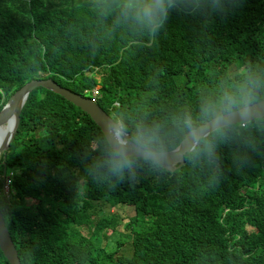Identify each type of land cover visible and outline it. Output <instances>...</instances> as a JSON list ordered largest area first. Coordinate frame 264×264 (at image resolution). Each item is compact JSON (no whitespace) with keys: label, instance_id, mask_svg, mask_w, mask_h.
I'll return each instance as SVG.
<instances>
[{"label":"trees","instance_id":"16d2710c","mask_svg":"<svg viewBox=\"0 0 264 264\" xmlns=\"http://www.w3.org/2000/svg\"><path fill=\"white\" fill-rule=\"evenodd\" d=\"M117 3L0 0V111L51 79L96 99L142 148L172 151L225 93L247 86L248 105L264 100V0H173L154 33ZM113 153L88 113L30 93L0 158V209L22 264H264V117L211 133L173 173L135 156L114 172ZM98 210L113 215L94 233Z\"/></svg>","mask_w":264,"mask_h":264},{"label":"water","instance_id":"95a60500","mask_svg":"<svg viewBox=\"0 0 264 264\" xmlns=\"http://www.w3.org/2000/svg\"><path fill=\"white\" fill-rule=\"evenodd\" d=\"M42 87L44 89L53 91L54 93L60 95L66 99L71 104L80 108L85 113H88L92 119L97 123L98 127L103 131L105 137L107 138L109 144L114 149L111 137L105 128L106 122H115L99 105L94 99L84 97L77 93L71 92L55 83L51 79H34L29 83L25 84L21 89L16 91L14 95L11 96L8 103L0 111V128L11 124V131L8 135L5 144L0 146V158L2 153L8 150L10 143L16 136L21 123V114L23 107L32 91L36 88ZM245 113V116L241 117V112ZM264 117V100L256 102L252 105H248L246 108H240L229 113L217 116L214 119L226 127L229 125H235L242 122H251L256 119ZM122 127V126H121ZM221 127V128H222ZM123 128V127H122ZM125 132V131H124ZM199 132L201 135L208 133L204 138L209 136L211 133L215 132L212 130L210 121L198 126L197 128L188 132L180 143V145L172 151H157L148 150L138 146L134 143L130 135L125 133V139L127 141V147L125 149L126 156H135L137 158H142L145 160H151L160 167H163L168 172H175L178 168L185 165V155L186 153H191L194 151L199 143L193 144V137ZM203 138V139H204ZM201 142V141H200ZM6 177V167L5 173ZM0 249L3 252L5 258L10 264H22L14 241L9 233L6 226L3 214L0 209Z\"/></svg>","mask_w":264,"mask_h":264},{"label":"clouds","instance_id":"9594fccd","mask_svg":"<svg viewBox=\"0 0 264 264\" xmlns=\"http://www.w3.org/2000/svg\"><path fill=\"white\" fill-rule=\"evenodd\" d=\"M173 6V0H118L116 8L122 17L146 27L154 33L163 24L169 8ZM252 99L253 88L240 86L237 93H225L215 103L206 104L201 109V115L204 119L210 121L213 131H220L222 125L218 120L214 119L218 113V109L223 108L229 112L235 107L243 109L247 107ZM244 116L245 113L242 111L241 117L243 118ZM186 125L190 129L194 128L191 117L187 118ZM121 126L111 122L105 123V128L108 131L114 146V153L109 161L114 172L122 171L125 165L128 164L125 152L127 147V141L125 139L126 132H124L125 130ZM207 134L208 133H204L201 135L197 132L193 137V144L200 143Z\"/></svg>","mask_w":264,"mask_h":264},{"label":"rangeland","instance_id":"374dc122","mask_svg":"<svg viewBox=\"0 0 264 264\" xmlns=\"http://www.w3.org/2000/svg\"><path fill=\"white\" fill-rule=\"evenodd\" d=\"M97 78L100 80L101 79V72L99 71V72H97ZM7 191H8V187H6L5 188V192L7 193ZM127 212H128V214L130 215H134V214H132V209H128L127 210ZM110 216V215H113V210H110V211H108V210H104V213H102L101 212V210H98V211H96V212H94V221H93V232L95 233V231H98V227H97V225H96V223L100 220V218H102V216ZM129 222V219H127V220H125V221H120L119 222V227H120V234L121 233H123V234H121V235H124V233H127V231L125 230V224L126 223H128ZM88 228V227H87ZM88 233V230H85V234H87ZM98 233V232H97ZM120 234H118V235H112V238H110L109 240H108V242H110V244H112L113 246H114V244H115V241H116V239L118 238V236L120 235ZM98 235H99V233H98ZM128 245H129V242H126V244H125V246L124 247H122V249L120 250V252L123 254V249L124 248H128ZM124 253H126V254H128V255H130L131 254V252L129 251V250H127V249H125L124 250ZM130 253V254H129Z\"/></svg>","mask_w":264,"mask_h":264},{"label":"bare ground","instance_id":"6f19581e","mask_svg":"<svg viewBox=\"0 0 264 264\" xmlns=\"http://www.w3.org/2000/svg\"><path fill=\"white\" fill-rule=\"evenodd\" d=\"M11 131V124L5 125L0 128V146L5 144L6 139Z\"/></svg>","mask_w":264,"mask_h":264},{"label":"built area","instance_id":"2783aa9c","mask_svg":"<svg viewBox=\"0 0 264 264\" xmlns=\"http://www.w3.org/2000/svg\"><path fill=\"white\" fill-rule=\"evenodd\" d=\"M94 95L97 96L98 95V91H95ZM94 100H96V99H94ZM244 124H245V122L240 123L241 126H244ZM6 180H8V179H6ZM6 187H8V181H6Z\"/></svg>","mask_w":264,"mask_h":264}]
</instances>
